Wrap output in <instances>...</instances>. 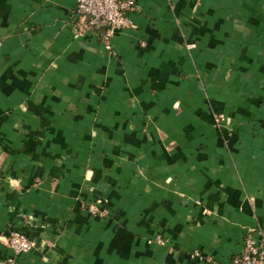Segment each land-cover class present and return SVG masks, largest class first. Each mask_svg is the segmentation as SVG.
<instances>
[{
	"label": "crops",
	"instance_id": "0c3cea01",
	"mask_svg": "<svg viewBox=\"0 0 264 264\" xmlns=\"http://www.w3.org/2000/svg\"><path fill=\"white\" fill-rule=\"evenodd\" d=\"M135 1L107 50L76 0H0V264H227L264 230V0Z\"/></svg>",
	"mask_w": 264,
	"mask_h": 264
},
{
	"label": "built area",
	"instance_id": "2783aa9c",
	"mask_svg": "<svg viewBox=\"0 0 264 264\" xmlns=\"http://www.w3.org/2000/svg\"><path fill=\"white\" fill-rule=\"evenodd\" d=\"M135 6V0H76L75 13L82 19V24L74 32V36H84L88 32H94L96 27L104 25L106 28L102 33V43L110 50L111 37L129 25L128 13ZM98 203L99 200L89 203L86 212L90 215H107L106 208H102ZM154 240L159 244L164 243L159 236ZM5 242L17 255L35 247L34 240L17 229L7 232ZM227 264H264V230L256 228L249 231L244 236L242 250Z\"/></svg>",
	"mask_w": 264,
	"mask_h": 264
},
{
	"label": "rangeland",
	"instance_id": "374dc122",
	"mask_svg": "<svg viewBox=\"0 0 264 264\" xmlns=\"http://www.w3.org/2000/svg\"><path fill=\"white\" fill-rule=\"evenodd\" d=\"M102 217H104V216H102ZM155 241V240H154ZM156 242V241H155Z\"/></svg>",
	"mask_w": 264,
	"mask_h": 264
}]
</instances>
